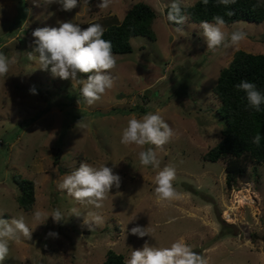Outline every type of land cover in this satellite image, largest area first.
<instances>
[{
	"label": "rangeland",
	"instance_id": "obj_1",
	"mask_svg": "<svg viewBox=\"0 0 264 264\" xmlns=\"http://www.w3.org/2000/svg\"><path fill=\"white\" fill-rule=\"evenodd\" d=\"M136 1L150 3L157 12L151 23L154 39L132 36L131 51L114 53L113 87L94 104H77L79 80L86 75L72 84L29 59L34 29L58 26L57 20L82 28L98 20L104 27V17L121 19ZM97 2L62 12L57 5L37 7L33 0H0V53L17 57L7 76L0 77V218L23 216L32 230L31 240L10 241L9 255L0 264H103L110 248L126 259L146 242L163 248L181 237L208 264H264V164L253 170L248 162L246 174L228 187L225 159L203 158L224 126L212 86L235 49L264 52V19L224 24L226 37L243 30L246 39L212 53L199 35L202 21L187 19L178 26L181 31L166 22L170 0H112L107 9L97 8ZM148 112H158L174 133L163 148L154 149L158 168L139 163V151L154 146L120 143L127 121ZM82 119L86 127L81 131L76 124ZM82 162L111 167L121 177L120 187L112 188L100 209L58 188ZM165 166L176 171L173 186L179 196L158 205L153 180ZM21 178L34 181L30 210L16 200ZM242 192L248 195L238 203ZM56 208L66 221H33L35 210L51 214ZM73 209L82 215H73ZM89 211L103 218L92 230L84 224ZM136 226L149 227L151 235H131Z\"/></svg>",
	"mask_w": 264,
	"mask_h": 264
},
{
	"label": "clouds",
	"instance_id": "obj_2",
	"mask_svg": "<svg viewBox=\"0 0 264 264\" xmlns=\"http://www.w3.org/2000/svg\"><path fill=\"white\" fill-rule=\"evenodd\" d=\"M37 7L43 6L45 10L53 5L58 6L62 12H70L89 0H33ZM207 6L209 0H201ZM112 0H98L96 7L107 9ZM218 4L229 6L235 4L236 0H217ZM190 5L187 0H170L167 20L175 25H183L188 17L185 14ZM31 13V9H27ZM226 15H234L228 11ZM225 20L222 16L213 17V22L202 21L199 35L203 39L209 52L215 53L221 47L238 46L246 39L247 34L243 30H235L226 37L222 30ZM55 27L45 26L34 29L32 51L29 59L35 61L41 70L49 71L53 77L63 80H71L72 84L77 82L80 74L86 75V80H79L82 87L77 99V104L86 103L92 105L102 99L108 90L113 87V79L109 74L116 67L117 58L112 51V44L105 40L104 28L98 23H91L86 28L71 20H57ZM177 31H181L177 27ZM17 63V57H8L0 53V77H5L10 71V66ZM238 92L245 93L247 108L261 111L264 104V93L258 90L255 83L242 80L235 85ZM35 94V88L30 89ZM86 125L83 119L76 124V128L83 130ZM174 135L172 128L164 121L161 115L148 112L141 118L132 117L123 128L120 143L124 146L135 145L139 148L148 147L139 151V163L142 167H159L156 151L170 142ZM261 134L257 133L252 143L260 146ZM176 171L173 167L165 166L158 171L153 183L156 185L154 195L158 205H164L178 198L179 193L173 186ZM121 185V177L113 172L108 166L94 167L82 162L78 168L65 174L58 184L61 191H65L70 197L82 205L92 206L95 209L103 207L108 194L115 186ZM73 215L79 217L82 214L73 209ZM84 215V224L92 230L93 224L102 223L101 215L89 211ZM51 217L59 224L66 221L64 214L59 208L53 209L51 214L35 210L33 221L37 225L44 224ZM131 235L143 238L151 235L149 227L136 226L130 229ZM52 237H58V233L50 232ZM31 240L32 230L25 222L23 216L13 217L11 220L0 218V262L4 261L10 251V241L21 238ZM124 264H208L207 259L200 253L193 251L183 237L174 241L170 247H153L145 243L142 248L135 249L130 256L124 260Z\"/></svg>",
	"mask_w": 264,
	"mask_h": 264
},
{
	"label": "trees",
	"instance_id": "obj_3",
	"mask_svg": "<svg viewBox=\"0 0 264 264\" xmlns=\"http://www.w3.org/2000/svg\"><path fill=\"white\" fill-rule=\"evenodd\" d=\"M169 4L164 8L166 22L178 27L167 20ZM189 5L185 14L188 20L195 22H213L215 16H222L225 24L239 20L264 19V0H236L235 4L227 7L218 4L217 0H209L207 6L201 0H195ZM228 11H232L234 15H226ZM156 13L150 3L136 1L121 19L111 14L104 17L103 38L111 42L113 53L131 51L132 36L146 35L154 39L151 23ZM242 80L255 83L258 90L264 93V52L235 49L228 63L220 69L211 89L219 101L217 115L223 119L224 126L219 139L204 152L203 158L211 161L225 159V181L228 187H232L246 174L248 162L252 163L253 170H257L258 165L264 164V104L261 105L259 112L247 108L245 93L235 89V85ZM257 133L261 134L259 147L252 143ZM18 183L20 187V192L16 195L18 205L30 210L35 201L34 181L21 178ZM229 232L230 230L225 232L221 230V234ZM124 260L122 253L110 248L107 250L103 264H124Z\"/></svg>",
	"mask_w": 264,
	"mask_h": 264
},
{
	"label": "bare ground",
	"instance_id": "obj_4",
	"mask_svg": "<svg viewBox=\"0 0 264 264\" xmlns=\"http://www.w3.org/2000/svg\"><path fill=\"white\" fill-rule=\"evenodd\" d=\"M247 195H248V194L245 195L244 192L239 193V194L236 196L237 198L235 199V201L238 202V203H241V202H242V198L245 197V196H247ZM245 198H246V197H245ZM249 199H250V198H249ZM245 202H246V201H245ZM235 204H237V203H235Z\"/></svg>",
	"mask_w": 264,
	"mask_h": 264
},
{
	"label": "crops",
	"instance_id": "obj_5",
	"mask_svg": "<svg viewBox=\"0 0 264 264\" xmlns=\"http://www.w3.org/2000/svg\"><path fill=\"white\" fill-rule=\"evenodd\" d=\"M51 108V107H50ZM43 113L40 114V116L42 115ZM41 170V169H40Z\"/></svg>",
	"mask_w": 264,
	"mask_h": 264
}]
</instances>
